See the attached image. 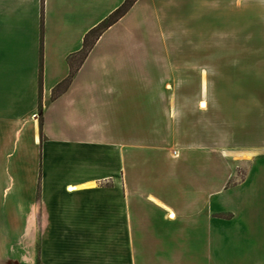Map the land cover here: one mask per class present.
I'll use <instances>...</instances> for the list:
<instances>
[{"label":"crops","instance_id":"0c3cea01","mask_svg":"<svg viewBox=\"0 0 264 264\" xmlns=\"http://www.w3.org/2000/svg\"><path fill=\"white\" fill-rule=\"evenodd\" d=\"M125 1L0 0V264H264V0H137L53 100Z\"/></svg>","mask_w":264,"mask_h":264},{"label":"rangeland","instance_id":"374dc122","mask_svg":"<svg viewBox=\"0 0 264 264\" xmlns=\"http://www.w3.org/2000/svg\"><path fill=\"white\" fill-rule=\"evenodd\" d=\"M42 14H44V4H43V9H42ZM44 21V17L42 15V24ZM42 36H43V29H42ZM40 58H41V73L43 70V53L41 52L40 54ZM41 80H42V76H41ZM174 83L177 82H188V83H193L194 86L192 88V90H188V91H182L186 93V96L191 98L193 103H195L196 100L199 99V75H173L172 79ZM214 79L212 78V81ZM42 84V82H41ZM67 90V89H66ZM66 90L63 91V89H61V92L57 95L54 96L53 95V100L57 99L59 96H61L63 93L66 92ZM178 91V90H177ZM198 103V102H197ZM41 109H42V105H41ZM199 105L198 104H193L192 106H185V107H179L177 110V118H181L183 119V121H177L176 122V136L178 137H185V136H189L187 138L188 141L193 140L194 138L198 139V131H199ZM39 122L40 125L42 127L43 125V113L40 114V118H39ZM42 122V124H41ZM238 173L237 176L235 178L234 181H238L240 179H243L245 176V172H246V167L242 166L241 168L237 169ZM233 181V183H234ZM105 184H109V181H104ZM232 183V184H233ZM224 233V232H223ZM102 237L101 234H98ZM96 238H98V236L96 235ZM187 241L189 243H191V246H193L192 248H195L194 246H197V249L194 250H190L187 251V255H189V257H192V262H195L194 264H198V260H199V251H198V245H199V241H198V234H188L187 235ZM103 239V237H102ZM98 240V239H97ZM101 249V248H100ZM99 249V250H100ZM219 249V248H218ZM221 249V248H220ZM225 254V258L221 256V260L223 261V263L225 262L226 264H248V261H250L253 257V250L250 249L249 244L245 243L243 244V246L239 247V248H235V245H232L227 247L226 249V253H225V249L222 250Z\"/></svg>","mask_w":264,"mask_h":264},{"label":"trees","instance_id":"16d2710c","mask_svg":"<svg viewBox=\"0 0 264 264\" xmlns=\"http://www.w3.org/2000/svg\"><path fill=\"white\" fill-rule=\"evenodd\" d=\"M136 1L137 0H126L119 9H117L107 19H105L102 23H100L98 26H96L86 34V36L84 37L82 49L78 53H75L68 58L70 75L65 81H63L54 89V96H57L61 92V89H63L64 91L69 88L74 76L77 74L103 33L113 24L119 21L125 14H127V12L133 7ZM40 82H42V80H40Z\"/></svg>","mask_w":264,"mask_h":264},{"label":"bare ground","instance_id":"6f19581e","mask_svg":"<svg viewBox=\"0 0 264 264\" xmlns=\"http://www.w3.org/2000/svg\"><path fill=\"white\" fill-rule=\"evenodd\" d=\"M70 190H72V189L70 188Z\"/></svg>","mask_w":264,"mask_h":264}]
</instances>
